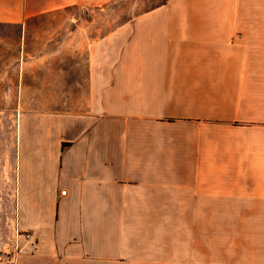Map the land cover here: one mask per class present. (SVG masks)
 <instances>
[{"label":"crops","instance_id":"1","mask_svg":"<svg viewBox=\"0 0 264 264\" xmlns=\"http://www.w3.org/2000/svg\"><path fill=\"white\" fill-rule=\"evenodd\" d=\"M114 2L0 0V24ZM74 20L0 124V264H264V0Z\"/></svg>","mask_w":264,"mask_h":264},{"label":"rangeland","instance_id":"2","mask_svg":"<svg viewBox=\"0 0 264 264\" xmlns=\"http://www.w3.org/2000/svg\"><path fill=\"white\" fill-rule=\"evenodd\" d=\"M164 1L117 0L105 9L99 6H71L30 19L26 25V33L22 24H0V124H18L17 108L24 87L27 88L26 92L38 94L42 86L53 84L52 80L58 71L55 62L56 59H61V45L70 44V28L76 27L74 19L78 15L139 12L156 7ZM118 22L119 20L111 17V21L106 23L114 27ZM42 76H46L48 80H40L39 77ZM24 78L27 80H23ZM13 253L12 248H6L7 256Z\"/></svg>","mask_w":264,"mask_h":264},{"label":"built area","instance_id":"3","mask_svg":"<svg viewBox=\"0 0 264 264\" xmlns=\"http://www.w3.org/2000/svg\"><path fill=\"white\" fill-rule=\"evenodd\" d=\"M25 234H26V236H28V237H32V232H30V231L25 232Z\"/></svg>","mask_w":264,"mask_h":264}]
</instances>
